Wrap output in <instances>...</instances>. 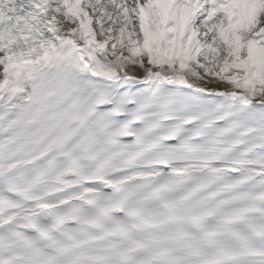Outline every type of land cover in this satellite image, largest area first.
I'll use <instances>...</instances> for the list:
<instances>
[{
	"label": "snow or ice",
	"instance_id": "1",
	"mask_svg": "<svg viewBox=\"0 0 264 264\" xmlns=\"http://www.w3.org/2000/svg\"><path fill=\"white\" fill-rule=\"evenodd\" d=\"M0 264H264V0H0Z\"/></svg>",
	"mask_w": 264,
	"mask_h": 264
},
{
	"label": "bare ground",
	"instance_id": "2",
	"mask_svg": "<svg viewBox=\"0 0 264 264\" xmlns=\"http://www.w3.org/2000/svg\"><path fill=\"white\" fill-rule=\"evenodd\" d=\"M89 14L91 15V12H89ZM92 27L94 29H96L98 26L95 24V22L93 21ZM96 39H101V37L99 35H97ZM127 54V53H125ZM133 75H135L137 78H141L143 76V71L142 70H137L136 72L132 73ZM208 79H216V78H212L209 77Z\"/></svg>",
	"mask_w": 264,
	"mask_h": 264
}]
</instances>
